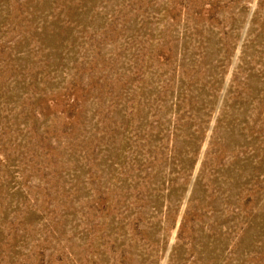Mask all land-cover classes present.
Returning <instances> with one entry per match:
<instances>
[{"label":"rangeland","instance_id":"374dc122","mask_svg":"<svg viewBox=\"0 0 264 264\" xmlns=\"http://www.w3.org/2000/svg\"><path fill=\"white\" fill-rule=\"evenodd\" d=\"M0 264H264V0H0Z\"/></svg>","mask_w":264,"mask_h":264}]
</instances>
